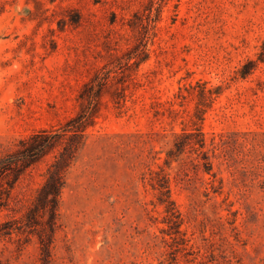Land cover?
Instances as JSON below:
<instances>
[{
    "label": "rangeland",
    "instance_id": "1",
    "mask_svg": "<svg viewBox=\"0 0 264 264\" xmlns=\"http://www.w3.org/2000/svg\"><path fill=\"white\" fill-rule=\"evenodd\" d=\"M146 3L0 0V146L74 115L80 86L107 50L133 43L127 23L137 13L156 17ZM155 26L150 58L134 73L144 85L131 86L126 101L103 95L69 169L52 264H264V0H166ZM198 80L224 88L202 124L221 192L195 153L164 161L174 133L192 128L195 100L175 119L154 116L156 100ZM161 168L189 239L179 252L151 184ZM9 215L0 209V222ZM0 264H40L36 237L0 240Z\"/></svg>",
    "mask_w": 264,
    "mask_h": 264
},
{
    "label": "trees",
    "instance_id": "2",
    "mask_svg": "<svg viewBox=\"0 0 264 264\" xmlns=\"http://www.w3.org/2000/svg\"><path fill=\"white\" fill-rule=\"evenodd\" d=\"M165 1L147 0V6L157 10L156 17L145 22L137 13L136 20L127 23L135 37L133 43L120 51L116 48L107 50L105 62L96 66L92 76L80 86L76 96L78 108L74 115L20 138L13 146H0V209L10 213L6 220L0 222V240L13 242L15 236L18 239L36 237L40 264L53 262L67 175L86 143L88 128L93 127L101 115L103 95L110 93L113 100L117 95L121 101H126L131 86L139 88L144 85V80L134 76V73L150 58L149 43L155 36V33L150 35V31L155 29ZM115 21L116 19L112 20L113 23ZM251 69L242 72L241 77L246 78ZM223 89L222 85H212L203 80L184 83L178 87L172 100H156L154 111L157 119L166 115L175 119L182 112L188 98L195 100L192 128L183 127L181 132L174 133L173 146L167 151L164 161L170 167L180 156L195 153L196 166L211 176L214 192H221L222 180H219V186L216 187V174L213 172L211 156L206 150L207 142L202 124L206 113L222 95ZM119 99L116 101L118 105ZM176 104L180 108H176ZM43 162L47 164L42 174L43 180L33 196L29 197L28 190L34 172ZM151 184L157 191V204L164 207L163 222L167 228L163 232L178 244L176 251L186 249L189 239L182 229V213L171 196L170 174L163 168L155 171ZM176 259L174 257L170 263L178 264ZM193 261L194 259L187 260L189 264Z\"/></svg>",
    "mask_w": 264,
    "mask_h": 264
}]
</instances>
